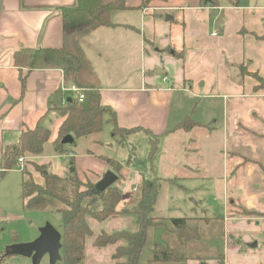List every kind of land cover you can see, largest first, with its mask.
Wrapping results in <instances>:
<instances>
[{
  "label": "crops",
  "instance_id": "crops-1",
  "mask_svg": "<svg viewBox=\"0 0 264 264\" xmlns=\"http://www.w3.org/2000/svg\"><path fill=\"white\" fill-rule=\"evenodd\" d=\"M75 2L0 0V161L3 149L15 144L22 130L49 116L54 119L53 138L60 120L55 108L68 98L79 101L75 92L62 90L72 83L64 81L61 68L28 70L13 62L14 53L22 48L61 47L59 8ZM162 2L141 6V0H126V9L110 12L109 24L79 39L100 100L113 109L119 127L135 128L124 136L127 141L139 132L148 139L144 129L157 137L153 154L157 160L164 159L169 149H178L183 138L198 150L204 136L220 131L227 151L226 210L215 217L222 223L223 249L220 256L187 258L185 264H264V88L255 89L258 81L253 75L264 79V0H237V4L220 0L217 5L204 0ZM164 76L168 82L162 81ZM185 120L192 123L188 129L179 126ZM117 140L126 144L121 137ZM94 141L77 139L75 150L66 145L60 154L49 141L43 154L33 159L59 177L74 171L79 180L93 184L112 170L104 157L122 167L131 161L125 162L124 154H103L101 145L96 151L103 157L88 152ZM57 155L65 157L69 167L63 168L61 160L53 168L51 159ZM16 169L22 174L21 183L27 172L43 184L34 165L24 163ZM8 172L13 167L2 174ZM119 174L123 175L122 168ZM244 210L254 213L241 214ZM253 242L256 247H249Z\"/></svg>",
  "mask_w": 264,
  "mask_h": 264
},
{
  "label": "trees",
  "instance_id": "trees-1",
  "mask_svg": "<svg viewBox=\"0 0 264 264\" xmlns=\"http://www.w3.org/2000/svg\"><path fill=\"white\" fill-rule=\"evenodd\" d=\"M150 0H141V6H146ZM203 2V0H200ZM126 0H76L74 5L60 7L63 18L64 43L59 48L38 47L36 49L22 48L13 55L14 65L28 70L34 68H61L65 82L74 83L81 90V101H66L56 107L57 117L60 118L55 126L54 137L51 128L37 123L32 128L21 131L18 141L6 146L1 155L0 173L17 165L19 157H36L43 154L45 145L50 141L56 153L65 152L66 145L60 143L61 138L70 134L74 138L72 148L77 146V139L91 137L94 143L100 145L98 134L102 131L104 116L112 122L113 137L126 134L135 128L125 129L115 122L114 111L100 100L99 90L94 82V72L91 64L85 58L79 45V39L98 26L109 24V15L113 10H124ZM217 0L210 3L217 5ZM237 4V0H230ZM258 84L255 89L264 88V79L254 73ZM22 83L24 78H21ZM189 121L179 126L183 129L191 127ZM150 144L149 156L157 149V137L145 130ZM122 142V141H120ZM88 152H93L91 149ZM99 157H103L99 154ZM110 168L120 177L121 164L113 159L104 157ZM130 157L125 161L129 162ZM43 175V184L34 182L30 174L21 183V196L24 207L41 212H58L61 221V259L56 264H82L86 237L93 233L87 218L103 221L119 215L130 214L135 217L136 229L132 231L119 230L102 231L93 235V244L97 247L115 245L111 259L115 264H139L141 253L147 238L148 228L163 224L157 217H152L156 201L159 180L142 178L136 187V193L131 198V207L117 206L123 201L122 190L112 184L97 195L92 194L93 183L82 182L74 171L65 177L51 173L46 166H35ZM45 173V174H44ZM135 197V198H134ZM241 214L251 215L254 211L244 210ZM187 217L169 219L170 231L174 233L179 244L184 248L188 242L200 237L198 227L190 223ZM6 257V256H5ZM186 258L180 252L167 246L166 242L156 241L152 248L151 262L169 264ZM221 260V257H219Z\"/></svg>",
  "mask_w": 264,
  "mask_h": 264
},
{
  "label": "rangeland",
  "instance_id": "rangeland-1",
  "mask_svg": "<svg viewBox=\"0 0 264 264\" xmlns=\"http://www.w3.org/2000/svg\"><path fill=\"white\" fill-rule=\"evenodd\" d=\"M109 1L113 0H102L104 3ZM153 1L157 5L164 4L162 0H150L145 3L146 6H149ZM202 120H207V117L202 116ZM53 121L54 119L49 116L42 121L41 125L51 128ZM109 124L104 116L102 131L98 134L101 138L99 144L105 152L103 154H116L117 156L124 154V158L130 157L131 160L122 167L123 175L118 177L115 181L116 184L114 183L123 193V201L119 203L118 209L131 207V198L136 193L133 187L137 186L140 177L159 180L151 216L157 217L163 224L148 228L139 264H161L151 262L152 248L156 241L166 242L168 247L180 252L186 259L197 257L205 260L204 258H210L215 254L220 256L221 249H223L222 223L215 216H222L226 210V180L223 169L227 151L222 133L220 131L211 133L209 138L204 136L199 142L201 148L198 150L183 143V139L187 142L183 138L177 143L178 149H169L164 159L157 160L155 157L153 158V154L150 155L151 158H148V139L144 134L139 132L133 139V136L131 138L129 136L128 141L124 136L113 138L109 131ZM205 129L208 131L209 127L206 126ZM200 131L202 132L203 129ZM120 137L126 143L124 146H121L117 140ZM82 146H79V150L83 149ZM89 148L100 154L96 151L99 149L95 143ZM23 159L24 163L39 166L33 157ZM51 160L53 168L57 169V161L61 160L64 161L63 168L64 166L69 167V161L66 163V158L61 155H57ZM16 168L17 166L13 167V172L0 173V264H32L30 258L20 255L3 256L5 247L13 243L33 240L38 235V229L45 222H50L57 230H61L62 216L60 213L41 212L24 207L20 187L22 174L20 171L14 172L17 171ZM38 173L42 175L40 171ZM259 214L255 212V215ZM195 216H197L196 220L191 219L190 223L198 227L200 237L198 240L188 242L183 248L174 233L170 231L169 219L173 217L193 218ZM203 218L208 219L203 220ZM87 221L93 235L102 231L110 233L136 229L135 217L130 214L103 221L87 218ZM93 235L86 237L82 264H115L110 256L115 245L97 247L93 244ZM186 259L169 264H185ZM39 264H50L48 255H44ZM202 264H206V262L204 261Z\"/></svg>",
  "mask_w": 264,
  "mask_h": 264
},
{
  "label": "water",
  "instance_id": "water-1",
  "mask_svg": "<svg viewBox=\"0 0 264 264\" xmlns=\"http://www.w3.org/2000/svg\"><path fill=\"white\" fill-rule=\"evenodd\" d=\"M210 0H204L209 3ZM168 18L167 15L165 17ZM67 101H71L70 98ZM60 143L62 145H72L74 138L70 134L64 135ZM71 171L73 168L70 169ZM45 174V173H44ZM118 175L107 170L102 177L94 183L92 194L97 195L115 183ZM249 247H256V242L248 244ZM61 233L50 222H45L39 229L38 235L31 241L13 243L7 245L3 251V256L20 255L31 259L32 264H39L44 255H48L49 263L56 264L60 259Z\"/></svg>",
  "mask_w": 264,
  "mask_h": 264
},
{
  "label": "built area",
  "instance_id": "built-area-1",
  "mask_svg": "<svg viewBox=\"0 0 264 264\" xmlns=\"http://www.w3.org/2000/svg\"><path fill=\"white\" fill-rule=\"evenodd\" d=\"M162 81L163 82H168L167 77L164 76L162 78ZM62 90L64 92H75L78 95V100L79 101H81L82 98H83V95L81 94L80 88H78L74 83L70 84L68 87L63 86L62 87ZM23 160H24L23 157H19L17 159V168H19V169H22L23 168V165H24V161ZM133 190H136V188L134 187Z\"/></svg>",
  "mask_w": 264,
  "mask_h": 264
}]
</instances>
